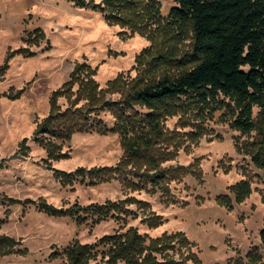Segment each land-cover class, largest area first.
I'll use <instances>...</instances> for the list:
<instances>
[{
  "label": "rangeland",
  "instance_id": "374dc122",
  "mask_svg": "<svg viewBox=\"0 0 264 264\" xmlns=\"http://www.w3.org/2000/svg\"><path fill=\"white\" fill-rule=\"evenodd\" d=\"M173 6V0H0V239L13 240L10 251L0 245V264H67L62 251L73 240L93 244L103 235L132 230L144 247L135 264H264V174L252 160L263 136L233 128L238 110L228 98L175 100L150 120L144 119L145 108L135 106L138 122L127 127L126 136L153 143L146 160L119 165L124 181L113 177L89 185L64 177L69 182L63 185L54 176L116 166L123 152L116 133H74L68 141L46 135L65 154L56 159L34 141L50 113L52 93L76 63L81 67L57 100L62 109L72 105L78 83L90 80L93 71L101 99L117 101L134 84L188 69L190 64L159 58L177 59L191 49V26L170 15ZM104 15L126 26L110 24ZM82 106L80 101L73 108ZM259 116L252 106L251 120ZM99 118L107 126L115 122L107 110ZM165 171L176 179L159 189L148 181V175ZM239 181L248 183L249 192L236 201L233 186ZM107 200L113 203L97 224L76 210ZM70 207L82 223L65 213ZM97 245L99 262L125 264L107 263L111 242Z\"/></svg>",
  "mask_w": 264,
  "mask_h": 264
},
{
  "label": "trees",
  "instance_id": "16d2710c",
  "mask_svg": "<svg viewBox=\"0 0 264 264\" xmlns=\"http://www.w3.org/2000/svg\"><path fill=\"white\" fill-rule=\"evenodd\" d=\"M173 2L175 6L171 7L170 15L179 22H188L191 26V49L177 59H165L161 56L159 58L164 61L174 60L180 66L190 64L188 69L182 70L176 76L164 75L144 85L140 82V85L134 84L117 101L101 99L102 92L97 90L93 71L90 80L78 83L75 99L69 103L72 105L62 109L57 100L62 92L66 94L74 74L81 67V63H76L69 73L68 80L52 93L50 113L38 126L34 136V141L46 148L48 158L56 159L65 154L60 152L61 147L45 139L46 135L56 140L68 141L74 133L94 132L100 135L116 133L123 151L118 164L113 167L102 166L72 172L55 171V178L63 185L69 182L63 179L64 177L83 178L82 181L89 185L107 183L115 179L113 177L123 180V177L117 175L119 165L123 161L135 166L138 161L146 160L145 152H148L153 141L145 138L138 143L130 141L126 136L127 127L133 129L138 122L135 106L145 108L147 112L144 119L150 120L156 111L175 100L205 102L213 100L217 95L228 98L238 110L232 123L233 128L241 132L258 130L263 136L262 146L252 160L264 174V0H173ZM112 19L104 15L106 22L126 26L125 23L121 24L117 17ZM19 52L25 55L33 54L28 50ZM117 79L118 76L107 81L105 90L111 88ZM69 92L71 89L67 91ZM2 94L4 93L0 95ZM72 95L69 94L66 99L70 100ZM80 101L83 102L82 109L73 108ZM252 106L259 109L260 116L257 122L251 120ZM103 110L109 111L113 116L115 122L112 126L105 125L99 118ZM155 134L160 138L159 133ZM131 176L135 177L134 173H131ZM166 179L175 180L176 177H172L170 171L148 175V181L156 187ZM128 182L130 181H127V184ZM233 191L236 201H239L249 192V185L239 181L233 186ZM225 196L222 194L219 198L225 205H229L228 200L221 199ZM110 203L113 202L107 200L103 204H90L77 207L76 210H82L86 216H92L93 223L97 224L106 218ZM76 210L70 207L65 213L77 223H82L84 220L79 217ZM158 225V222H155L151 227L155 228ZM259 239L264 254V229L259 231ZM108 242H111L112 249L108 251L107 263L114 259L123 260L125 264H135L138 254L144 248L142 237L132 230L129 234L103 235L93 244H79L73 240L63 249L62 254L65 255L67 264H104L97 259L99 256L97 244L104 245ZM12 244L11 239H0V245L2 248L6 247V251L12 249L10 248ZM102 254L103 252L100 253V257Z\"/></svg>",
  "mask_w": 264,
  "mask_h": 264
}]
</instances>
